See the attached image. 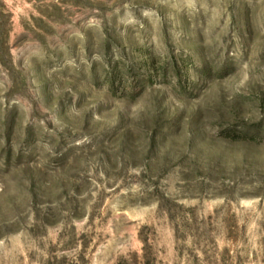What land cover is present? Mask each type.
<instances>
[{
	"label": "rangeland",
	"instance_id": "rangeland-1",
	"mask_svg": "<svg viewBox=\"0 0 264 264\" xmlns=\"http://www.w3.org/2000/svg\"><path fill=\"white\" fill-rule=\"evenodd\" d=\"M0 264H264V0H0Z\"/></svg>",
	"mask_w": 264,
	"mask_h": 264
}]
</instances>
